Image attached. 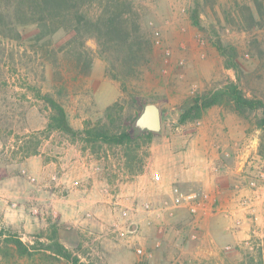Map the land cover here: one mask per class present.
<instances>
[{
    "label": "rangeland",
    "instance_id": "1",
    "mask_svg": "<svg viewBox=\"0 0 264 264\" xmlns=\"http://www.w3.org/2000/svg\"><path fill=\"white\" fill-rule=\"evenodd\" d=\"M11 2L0 0V9ZM77 5L92 21L102 8L106 14L121 13L122 29L99 34L93 27L87 29L85 22L74 25L75 19L70 23L69 16H64L56 17L53 31L48 23L34 22L17 25V32L8 33L11 39L0 33L3 131L20 134L46 125L49 110L33 98L34 90L58 100L77 130L83 128L85 120L102 117L114 101L127 114L141 110L144 103H157L161 129L153 132L148 147L141 149V164L136 162L133 171L125 167L121 149L103 147L91 153L79 140L71 141L55 132L42 136L41 157L31 155L27 161L15 156L8 161V156H0V227L30 243L38 236L49 242L54 228L64 246L83 262L174 264L176 258L190 257L186 251L190 231L187 233L182 224L187 214L184 219L180 215L167 219L174 222V231H180L178 238L169 242L151 233V228L159 230L141 218L143 248L152 252L151 257L143 259L116 236L112 222L121 221L119 213L110 223L86 210L82 211V223L76 221V216L61 219L59 211L45 206L40 192H54L51 196L57 199L56 178L50 176L55 175V163L64 159L70 144L91 155L87 159L91 166L97 162L114 189L126 179V174L139 173V167L142 171L152 159L167 161V151H183L191 137L189 133L193 132L187 123L178 122L180 110L191 98L221 86L229 74L247 96L264 99V0H77ZM193 12L198 14V27L191 21ZM17 19L23 20L21 15ZM215 41L228 48L227 54L235 64L229 73ZM239 116L248 132L257 134L260 141L262 131L254 125L256 113ZM12 142L10 137L8 144ZM47 161L52 174L48 185L43 186L46 177L41 162ZM160 184L162 189V181ZM166 196L167 193L161 195ZM156 241L160 246L154 248ZM223 246L219 259L196 257L194 264H264V260H254L246 247L231 245L232 249L225 252ZM4 252L0 264H68L43 254L19 256L11 247Z\"/></svg>",
    "mask_w": 264,
    "mask_h": 264
},
{
    "label": "crops",
    "instance_id": "2",
    "mask_svg": "<svg viewBox=\"0 0 264 264\" xmlns=\"http://www.w3.org/2000/svg\"><path fill=\"white\" fill-rule=\"evenodd\" d=\"M226 70L229 73V68ZM228 77L223 83L228 80L235 81L231 74ZM189 104L190 101L187 102V106ZM198 120L197 126L194 124L196 120L187 122V127L193 129V132L189 133L191 137L183 151H167L168 160L164 162L152 159L141 172L126 174V179L116 184L115 189L102 174L96 160L95 165L91 166L90 160H87L92 158L91 155L83 153L75 144H70L69 148L66 146L64 159L55 163V175H51L50 161L41 162L46 177L43 186L48 185L50 182L48 177L51 175L50 177L56 178L54 186L58 194L54 200L51 196L54 192L50 195V192L41 191L45 206H51L54 211H59L61 219L76 216V221L82 223L85 221L82 219V211L86 210L110 223L121 205H131L137 197L159 199L164 193L168 195L170 183L176 182L185 190L198 189L208 192L213 201L212 206H207L197 217L200 240L198 242L187 240L186 251L190 257L217 260L222 245L245 247L253 230L264 237L263 206L256 207L255 223L245 221L234 231L229 229L231 220L223 213V208L231 207L230 196L238 184V178L235 176L234 160L224 158L222 152L232 141L246 137L253 138L258 143L257 134H250L242 118L223 105L209 107ZM247 153V150L243 152L242 160L246 158ZM38 156L41 157L42 152ZM26 159L28 161L30 158ZM215 164L219 166L218 171L213 169ZM153 170L160 171L162 189L159 188L161 184H155L151 179ZM185 215L186 213L182 212L179 217L184 219ZM138 217L140 221V216ZM188 220L187 213V225L186 222L182 223L187 233L190 231ZM165 224V233L155 228H151L150 232L163 240L167 239L168 242L173 237L178 238L180 231H174V222L167 221Z\"/></svg>",
    "mask_w": 264,
    "mask_h": 264
},
{
    "label": "trees",
    "instance_id": "3",
    "mask_svg": "<svg viewBox=\"0 0 264 264\" xmlns=\"http://www.w3.org/2000/svg\"><path fill=\"white\" fill-rule=\"evenodd\" d=\"M12 0L4 9H0V33L3 38L11 39L8 33L17 32L16 26L27 23H48L49 30H55L56 17L68 18L70 23L75 19V24L85 22V27H93L95 31L101 34L104 30H121L122 23L120 14H106L104 8L95 21L89 19L79 10L77 0ZM106 2V0H101ZM25 5H24V4ZM109 13V12H107ZM21 15L23 20L17 18ZM71 17V18H70ZM4 18H7L6 20ZM14 18V19H13ZM198 14H191V21L194 26H199ZM57 27V26H56ZM219 53L225 58L224 67L232 68L235 66L232 58L228 56V48L218 41L213 42ZM33 98L44 103L48 108L46 125L37 131L27 133H14L13 130L3 131L0 125V156H8L9 160H14L19 156L22 160L40 153L39 146L41 139L47 137L50 133H59L69 137L71 141L79 140L84 149L94 153L103 147L119 148L122 150L125 167L128 171H133L137 162L141 164L142 150L150 143L153 132L144 131L135 134L132 129V122L140 112L139 109L133 113H124L118 102L114 101L105 108L104 114L98 120H85L83 128L77 130L69 122L67 113L63 105L48 93H41L34 90ZM223 105L229 107L238 115L247 117L256 113L254 125L262 131V137L259 141V153L264 155V99L255 95L247 96L240 86L233 80H228L221 86L199 94L190 100V104L182 108L179 113L178 122L184 124L193 122L202 117L203 113L211 106ZM1 119V118H0ZM10 137H13L12 144H8ZM146 155V154H145ZM141 172V166L139 167ZM7 247H11L19 256H32L34 254H43L52 257L54 260H64L68 264H94L93 262H83L74 255L71 250L66 248L59 240L56 229L53 228L49 242L42 240L38 236L32 243L23 241L21 237L14 233H6L0 227V257L4 256Z\"/></svg>",
    "mask_w": 264,
    "mask_h": 264
},
{
    "label": "built area",
    "instance_id": "4",
    "mask_svg": "<svg viewBox=\"0 0 264 264\" xmlns=\"http://www.w3.org/2000/svg\"><path fill=\"white\" fill-rule=\"evenodd\" d=\"M164 52L169 53L167 49ZM194 124L199 125V120H196ZM246 150L248 153L242 160L243 152ZM222 156L234 160L235 176L238 178V184L230 196L231 207L223 208V213L231 220L229 229L234 231L239 229L245 221L255 223L256 207L258 205L264 207V155L259 153L257 141L246 137L232 141L229 147L223 150ZM213 169L218 171L219 166L215 164ZM151 179L155 184H160V173L153 171ZM169 188V193L164 198L152 200L137 197L131 205L123 204L118 209L121 221L118 224L113 223L116 236L123 240L125 245L133 248L139 258L147 259L152 256V252L143 248V239L140 236L141 220L139 221L138 216L147 225H153L161 232L162 226L168 220L177 218L182 212L188 213L189 240L193 242L200 240L197 217L207 206H212L210 194L198 189L185 190L176 182L171 183ZM159 246L160 242L156 241L154 248ZM244 246L250 251L254 260H264V237L259 236L255 230L252 231ZM221 249L226 252L232 248L230 244H226ZM187 258H176L174 264H194L196 257Z\"/></svg>",
    "mask_w": 264,
    "mask_h": 264
},
{
    "label": "water",
    "instance_id": "5",
    "mask_svg": "<svg viewBox=\"0 0 264 264\" xmlns=\"http://www.w3.org/2000/svg\"><path fill=\"white\" fill-rule=\"evenodd\" d=\"M135 134L144 131L158 132L161 129L160 108L155 102L142 104L141 110L132 122Z\"/></svg>",
    "mask_w": 264,
    "mask_h": 264
}]
</instances>
